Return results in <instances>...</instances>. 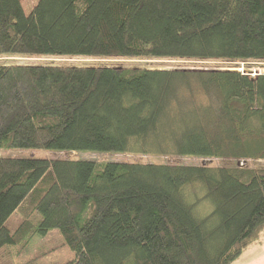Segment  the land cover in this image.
I'll return each mask as SVG.
<instances>
[{
    "label": "trees",
    "instance_id": "obj_1",
    "mask_svg": "<svg viewBox=\"0 0 264 264\" xmlns=\"http://www.w3.org/2000/svg\"><path fill=\"white\" fill-rule=\"evenodd\" d=\"M45 56L264 62V0H0V147L264 159V73ZM52 229L60 264H232L264 168L0 156V248Z\"/></svg>",
    "mask_w": 264,
    "mask_h": 264
},
{
    "label": "rangeland",
    "instance_id": "obj_2",
    "mask_svg": "<svg viewBox=\"0 0 264 264\" xmlns=\"http://www.w3.org/2000/svg\"><path fill=\"white\" fill-rule=\"evenodd\" d=\"M36 0H23V4L25 9L31 7L32 4H35ZM27 12V11H26ZM4 60L18 59L16 57L11 58H2ZM35 60H44V61H54L61 63H74V64H86L89 63H112L117 66H126V67H159V68H167V67H204V68H212L216 66H225L227 67H243V69L247 71H251L256 73V70H264V62L263 61H254L249 60L242 62L240 60H235L233 62H216V61H181V60H173V59H148V58H122V59H97V58H84V57H48L44 58H34ZM30 59V60H33ZM0 156H19V157H64L67 159H87L95 162L96 164H102L106 161H123V162H141V163H177V164H208L212 166L216 165H227L237 163L242 165L244 162V166H251L264 168V159H249L247 161L242 160H232V159H222V158H211V157H197V156H187V155H175V154H156V153H134V152H109V151H76V150H47L42 148H7L0 147ZM242 162V163H241ZM201 206L207 209V204H201ZM245 255L242 258H239L232 264H264V241L260 245H253L249 248L248 251L244 253ZM73 252L70 250L68 246L63 241L62 236L59 234L57 229L49 230L45 234H35L30 240L21 245L20 243L14 246H2L0 248V264H15L20 262H27L29 264H60L65 262L66 260L72 259Z\"/></svg>",
    "mask_w": 264,
    "mask_h": 264
},
{
    "label": "built area",
    "instance_id": "obj_3",
    "mask_svg": "<svg viewBox=\"0 0 264 264\" xmlns=\"http://www.w3.org/2000/svg\"><path fill=\"white\" fill-rule=\"evenodd\" d=\"M231 69H235V70L241 72L244 75L247 74L250 77H255L256 75H259L261 73H264V70H256L257 72L256 73H253L251 71H247L246 69L244 70L243 67H234V68H231ZM242 161H244V160H242ZM242 164H244V162Z\"/></svg>",
    "mask_w": 264,
    "mask_h": 264
},
{
    "label": "crops",
    "instance_id": "obj_4",
    "mask_svg": "<svg viewBox=\"0 0 264 264\" xmlns=\"http://www.w3.org/2000/svg\"><path fill=\"white\" fill-rule=\"evenodd\" d=\"M21 3H22V5H23V9H24V11H29V10H31V8H32L33 5H34V4H32L31 7H28L27 9H25L24 4H23V0H21ZM247 251H248V250H247ZM244 253H245V252H244ZM244 253L242 254V256H241L240 258H242V257L245 255ZM238 259H239V258H238ZM238 259H237V260H238Z\"/></svg>",
    "mask_w": 264,
    "mask_h": 264
}]
</instances>
